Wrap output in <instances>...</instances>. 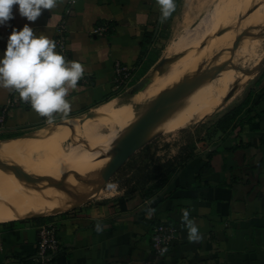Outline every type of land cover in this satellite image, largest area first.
I'll return each instance as SVG.
<instances>
[{
    "label": "crops",
    "instance_id": "0c3cea01",
    "mask_svg": "<svg viewBox=\"0 0 264 264\" xmlns=\"http://www.w3.org/2000/svg\"><path fill=\"white\" fill-rule=\"evenodd\" d=\"M69 2L57 0L52 9H42L35 21L22 17L18 5H13L14 18L0 25V54L6 49L13 28L20 30L25 24L36 36L43 35L55 42L57 25L71 6L66 60L79 61L84 67L77 87L70 89L66 97L71 105L67 114L57 113L58 118L48 123L29 105L15 107L0 122V141L27 137L65 121L58 131L63 136L69 119L76 123L78 117L119 98L115 96L120 93L115 87L116 62L134 68L124 91L135 88L160 60L162 37L176 27L172 23L173 10L162 17L158 0H75L72 5ZM173 2L175 5L176 0ZM99 26L105 28L102 34L94 32ZM201 39L202 36L195 37L190 43L197 42L200 49ZM190 43L177 53H189ZM198 55L194 53L193 58L202 57ZM172 56L161 59L169 60V67L158 88L171 84L177 69L173 67L176 57ZM13 90L0 88V116ZM250 92L252 98L242 113L251 118L238 120L239 124L225 134L217 128L223 115L218 117L214 134L203 141L213 146L190 154L154 193L148 194L157 178L146 190L90 199L58 215L0 221V264H37L38 230L48 221L57 223L59 228L61 246L55 255L58 264H264V70L234 107ZM250 107L251 112L246 114ZM179 114L178 119L166 122L169 128L187 122ZM94 134L91 131L77 136L76 147L90 145ZM185 209L199 228L202 238L197 242L188 239L181 219ZM98 223L101 231L96 230ZM160 223L178 229L175 242L165 255L157 254L151 245L153 230Z\"/></svg>",
    "mask_w": 264,
    "mask_h": 264
},
{
    "label": "rangeland",
    "instance_id": "374dc122",
    "mask_svg": "<svg viewBox=\"0 0 264 264\" xmlns=\"http://www.w3.org/2000/svg\"><path fill=\"white\" fill-rule=\"evenodd\" d=\"M225 1L219 0V3H224V6L222 5L216 11L214 6L216 0H176L171 13V16L174 15L172 23L176 27L171 32L167 31V34L162 37L164 41L159 46L160 60L171 55L176 57L173 67L177 69L169 81V83H176L193 69L199 71L198 73L210 71L213 74L224 54L228 50H234V44L238 43V52L234 55L232 62L229 60L232 58L230 53L229 58L222 62L225 65L224 68L216 75L213 74L215 78L206 77L204 79V94L208 95L209 99H204V96L198 99L192 111L193 120L189 119L191 117L188 115L189 120L185 121L183 126L168 127L163 132L151 136L148 143L137 150L112 176L105 188L103 181L100 180V172L111 157L109 152L114 142L108 144L102 141L95 148L96 142L94 141V148L88 150L90 152L75 151L66 159H62L61 155L53 152L55 151L54 145H49L46 160L20 166L33 175L46 178L30 181L29 185L18 183L17 186L14 183L13 185L7 184L6 181L9 178H5L6 175H0V210L10 215L7 222L23 219L27 212L30 214L26 218L45 215L33 213L32 210L36 208L58 207L55 213L46 214L48 216L49 214L58 215L89 199L101 200L114 197V195L119 196L122 192L127 194L139 189L146 190L154 183L156 176L166 173L172 167L176 169L184 164L190 154L195 151H202L213 146L211 142L208 146L203 141H207L206 139L214 134V125L218 117L224 115L244 98L248 89L254 85L264 70V62L262 64L264 60V0H228L226 3ZM217 26H226V28L220 29L218 35H222L210 43V35ZM239 30H242L240 31L242 35L238 33ZM237 33V37L234 38ZM198 36L203 37L202 43L199 44L200 49H197V42L190 43ZM244 36L249 37L248 41L242 39ZM189 43V53L185 55L177 53ZM223 44L226 45L223 46ZM222 46L223 49L226 48L223 50ZM194 53L202 57L195 59L193 58ZM260 62L262 66L257 72L246 74ZM240 75L246 77L247 82L242 84L232 96L225 99L229 92L236 88L233 83L242 79ZM159 88L155 87V89ZM134 92H136L134 88L129 91L120 90V93L115 96L125 100ZM144 100V98L141 99L142 102ZM151 101L148 99L136 104L132 110L141 111ZM90 113L92 110L83 116L86 117ZM64 124L65 121H61L39 131L49 130L60 136L62 133L58 131ZM129 126L116 131L114 135L119 133L118 137L121 136L124 129ZM72 141L70 137L62 145L66 146ZM0 160L13 165L3 154H0ZM109 183L117 184L115 191L108 189Z\"/></svg>",
    "mask_w": 264,
    "mask_h": 264
},
{
    "label": "clouds",
    "instance_id": "9594fccd",
    "mask_svg": "<svg viewBox=\"0 0 264 264\" xmlns=\"http://www.w3.org/2000/svg\"><path fill=\"white\" fill-rule=\"evenodd\" d=\"M158 3L162 17L169 16L175 7L173 0H158ZM56 4L57 0H0V25L14 18L13 5H18L22 17L35 21L42 9H52ZM55 49L53 40L36 36L25 24L20 30L13 28L6 49L0 54V88L14 89L33 111L47 117L48 123H52L54 113L67 114L70 111L71 105L66 97L84 74L79 61L66 60ZM107 187L115 191L117 184L109 183ZM181 219L188 230L189 241H199L202 238L199 228L187 209L183 210ZM96 230H102L99 223ZM166 251V248L161 249V254Z\"/></svg>",
    "mask_w": 264,
    "mask_h": 264
},
{
    "label": "bare ground",
    "instance_id": "6f19581e",
    "mask_svg": "<svg viewBox=\"0 0 264 264\" xmlns=\"http://www.w3.org/2000/svg\"><path fill=\"white\" fill-rule=\"evenodd\" d=\"M223 4L219 3V0H216V3L214 5L215 10L218 11L222 7ZM224 28H226V26H221L216 31L211 33L210 41L212 42L218 37H220L222 35V34L218 35L220 32V29H224ZM240 31L242 30H239L238 33H240ZM238 33L236 34L234 38L237 37ZM242 39H244L245 41H248L249 37L244 36ZM244 40L242 41L245 42ZM224 45L226 44H223V46ZM223 46L221 49H223ZM228 51L227 53L224 54L223 58L221 59L220 65H223L224 63L222 62L226 61V59L229 58L230 53H231L232 58H229V60H231L232 62L234 55L238 51V47L237 48L235 47L234 50L230 52ZM161 61L162 60H159L157 63H155L151 67V69L146 73L145 77L143 78V86L140 87L138 91L132 93L127 99L123 100V99L118 98L116 101L112 102L111 104H108L107 106L99 110L93 111L92 113L88 114L86 117L83 116L77 119L76 123H73L72 119H69L68 120L69 122L63 128V134H64L63 136L55 135L52 132L37 131L27 137H19V138L3 140L0 142V154H3L4 156H6L7 159L10 160L11 164L22 166L27 163L41 162V161L46 160L49 154V153H46L49 150V145H54L55 151L53 152L61 155L62 159H66L70 157L71 153H74L75 151H79L82 153L90 152L88 150H92L94 148V143H93L94 141L96 142L95 148H97V144L99 142L102 143V141L107 142L108 144L115 142L116 139L118 138L119 133L114 135L115 133L113 132L119 131L122 128L129 126L130 124L135 122L140 117V115L145 111V108L147 107L146 106L141 111L134 112L132 110L134 105L143 103L144 101L148 99L152 100L155 97H157L162 91L171 89L175 87L178 83L183 81L184 79H189V78L191 79L195 75L198 74V71L193 69L189 71L182 78V80L176 83L165 85L163 88L160 87V89L155 91L153 88L159 85L163 75L166 73V69H168L169 67V60H163L164 65L159 64L161 63ZM246 74L249 75V72H247ZM240 76L242 79L236 80L233 83V85L236 86V88L233 89L234 92H236L242 84L247 82L246 77L242 75ZM209 78H215V77H209ZM204 92H205V85H204V79H202L196 87L191 89L188 93L182 96L177 102H175L170 112L166 116H164V118L159 123L156 124V126L152 129L150 135L153 136L160 132H163V130H166L169 127L168 125H166V122L170 118H174L175 120L178 119L180 117V114H179L180 112L182 113V116L186 118V120H189V119L193 120L192 111L196 107V102L198 101V99H200L202 96H204V99L206 100L209 99L208 95H205ZM228 97H229V94L225 97V99H227ZM142 98L145 99L143 102L141 101ZM188 115H190L191 118L188 119L189 117ZM176 123H180V121ZM91 131L95 132V134L92 135L91 144L88 146L85 145V146L76 147L75 141H76L77 136L83 137L85 134ZM70 137H72L73 139L72 143L66 146H63L62 143H65V141H67V139H69ZM5 169H7V171L2 170V168L0 169V175L2 176L6 175L5 178L7 177L9 178L6 181L7 184L13 185L14 183L15 185H17L18 182H21L24 185H29L28 183L30 181L26 180L23 177L17 176L14 173H10V171L8 172V170H11V169H8V168H5ZM7 173H9L8 176H7ZM0 208H1V205H0ZM57 209L58 207H52L50 209L36 208L32 210V212L37 213V214H40V213L48 214V213H55ZM29 214L30 212H27L25 216ZM9 216H10L9 214H4V212L0 210V221L7 220ZM37 216H42V215H37Z\"/></svg>",
    "mask_w": 264,
    "mask_h": 264
},
{
    "label": "water",
    "instance_id": "95a60500",
    "mask_svg": "<svg viewBox=\"0 0 264 264\" xmlns=\"http://www.w3.org/2000/svg\"><path fill=\"white\" fill-rule=\"evenodd\" d=\"M238 43L234 44L237 47ZM264 60L262 61L263 64ZM160 65H164L162 60ZM256 65L254 69H250L247 72H257L261 66ZM225 65H220L215 69L213 74L216 75ZM199 72V71H198ZM210 71H204L198 73L193 78L184 79L178 83L175 87L162 91L157 97L147 105L145 111L140 117L133 122L123 134L119 136L114 142V146L109 152L110 160L100 172V180L103 181V187L112 178V176L123 166L126 161L140 148L148 143L151 137V131L159 123L164 116H166L173 108L175 102H177L182 96L188 93L191 89L196 87L202 79L206 77H214ZM141 85V86H140ZM143 86V79L135 86V90L138 91ZM234 90L230 91L229 97L232 96ZM0 167L11 169L16 175L25 178L28 181H38L46 177L33 175L25 171L18 165H9L0 160ZM90 200V199H89ZM88 200L84 201L87 202ZM83 202V203H84Z\"/></svg>",
    "mask_w": 264,
    "mask_h": 264
},
{
    "label": "built area",
    "instance_id": "2783aa9c",
    "mask_svg": "<svg viewBox=\"0 0 264 264\" xmlns=\"http://www.w3.org/2000/svg\"><path fill=\"white\" fill-rule=\"evenodd\" d=\"M75 0H70L69 4L72 5ZM72 9L71 6L65 12L64 17L57 25V37L55 39L56 43V51L63 54V56L67 59L69 57V49H68V18L71 14ZM104 27H97L94 29L95 33L102 34L104 32ZM134 74V68L130 65L116 62L115 63V82L116 89L124 90L128 87L130 80L132 79ZM26 106L29 105L26 102H23L18 93L13 90L11 92V96L7 104L4 106L2 110V115L0 116V122L5 119L6 114L13 108L18 106ZM30 106V105H29ZM48 122V118L44 117ZM58 118V114L54 113L52 116V121ZM178 229L174 225L167 223H160L155 226L151 238V245L154 251L159 255L167 254L171 247L173 246L176 233ZM61 246L60 238H59V228L57 223L53 221H48L39 227L38 230V245L37 252L35 256V261L37 264H58L55 261V255L59 251ZM166 248L167 251L161 254V249Z\"/></svg>",
    "mask_w": 264,
    "mask_h": 264
},
{
    "label": "trees",
    "instance_id": "16d2710c",
    "mask_svg": "<svg viewBox=\"0 0 264 264\" xmlns=\"http://www.w3.org/2000/svg\"><path fill=\"white\" fill-rule=\"evenodd\" d=\"M251 98H252V93L250 92L239 105L235 106L226 114H224L221 118H219V120L217 121V128L220 129L225 134H228L230 129L232 130V128L236 127L237 123L239 124L238 120L244 122L247 117H249L250 119L251 115L244 117L245 115L244 113H242V110L250 102ZM251 110L252 107L248 109L246 114L250 113ZM175 170L176 169L172 167L166 173H162L160 176H156L155 179L157 178V181H155V183L150 187L148 194L150 195L154 193L156 190L161 189L171 179V177L175 173Z\"/></svg>",
    "mask_w": 264,
    "mask_h": 264
}]
</instances>
